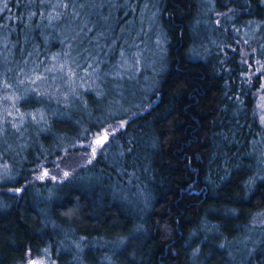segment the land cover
<instances>
[{"label": "trees", "instance_id": "16d2710c", "mask_svg": "<svg viewBox=\"0 0 264 264\" xmlns=\"http://www.w3.org/2000/svg\"><path fill=\"white\" fill-rule=\"evenodd\" d=\"M125 1L0 12V264H264V227L249 231L264 213V0H213L202 35L199 0ZM128 5L153 14L137 42L162 62L121 79L107 71Z\"/></svg>", "mask_w": 264, "mask_h": 264}, {"label": "rangeland", "instance_id": "374dc122", "mask_svg": "<svg viewBox=\"0 0 264 264\" xmlns=\"http://www.w3.org/2000/svg\"><path fill=\"white\" fill-rule=\"evenodd\" d=\"M127 1V0H126ZM125 1V3H127ZM151 3L154 0H149ZM124 3V6L126 5ZM123 6V5H122ZM146 7V6H145ZM128 9L130 10V15L127 16L128 11L124 10L122 13H119V19H123L128 17L126 22V28L117 33L120 37V43L118 46L117 51H115L114 59L112 66H109L108 68V74L110 76H113L115 78H130L134 79L138 76L140 70L143 68V66L148 70L151 71L153 70L152 68L154 66H160L161 65V58L158 50V45L156 46V49L154 50V53H157L156 56L158 58L152 57V49H153V43L149 44L148 50L145 49L146 46V41H142L141 43L137 42V38L139 37H147V32L152 29L150 28V23L153 21V14L148 11V7L143 8L141 12L137 13L140 14L139 18H136L134 15H136V9L134 7H131V5H128ZM214 2L213 0H199L198 6H197V17L194 25V30L198 31L200 34L202 32H208L211 33V29L208 27L210 23L215 27L219 23V19L216 18V15L214 13ZM211 18H213L211 20ZM138 19V20H137ZM140 19V20H139ZM146 20V27L149 28L147 31H141L139 27V22L142 20ZM116 21L111 22V27L109 28L110 30H113V26L115 25ZM143 22V21H142ZM149 23V25H148ZM104 24V23H103ZM128 24V25H127ZM148 25V26H147ZM104 26V25H103ZM247 31V30H244ZM200 34V35H202ZM206 34V33H205ZM98 35V34H97ZM96 38H99L97 36ZM140 45V46H139ZM103 62H107V60H103ZM110 62V63H112ZM109 63V65H111ZM97 67L89 68V69H84L82 73V83L81 86L82 88H96L99 86V81H100V73H98ZM156 73V71H152ZM148 76V75H147ZM151 77H145L143 80L144 82L141 83L142 89L145 88V90H149L148 86L152 82ZM144 83V84H143ZM126 86L122 85L121 83H112L110 85V89L116 93H123L125 90ZM127 93L129 94L131 91L130 88H126ZM135 89H138L135 87ZM114 92V93H115ZM85 144L82 143H76V147H83ZM8 182L11 181L10 178V172L8 171V168L5 166H0V183L2 182ZM10 193H15L14 189H11ZM259 227L258 229H261V227H264V213H260L257 215L251 224L250 230H253V228ZM248 236H244L237 241H235L233 244H231L232 251L236 252L238 250H243V249H248V247L253 243V239L251 237V234H247ZM240 255H242V251H238ZM32 262H35V264H53L51 259L49 258V255L46 252H43L40 257L32 258L30 259L26 264H32Z\"/></svg>", "mask_w": 264, "mask_h": 264}, {"label": "snow or ice", "instance_id": "6c2138e0", "mask_svg": "<svg viewBox=\"0 0 264 264\" xmlns=\"http://www.w3.org/2000/svg\"><path fill=\"white\" fill-rule=\"evenodd\" d=\"M0 4H3V8H0V12H2V11L4 10V8L7 7V0H0ZM60 4H63V6H64L65 8H67V6H68V4H67V0H57L56 7H59ZM54 10H55V9H54ZM60 70H63V65L60 66ZM38 79H39V77H38ZM32 83H35V80H33ZM4 86L7 87L8 85L5 84ZM3 130H4V129H3V120L0 119V133H2ZM108 135H109V134L107 133V131H105L103 137L97 138V139L95 140V144H96L97 146H102L103 143L108 139ZM95 155H96V148H92V156L94 157ZM89 163H91V161H89ZM47 175H48V172L45 171V172H44V176H47ZM68 175H69L68 172H64V176H65V177H67ZM40 178H43V177H40ZM53 179H55V177H53ZM32 264H35V262H32Z\"/></svg>", "mask_w": 264, "mask_h": 264}]
</instances>
